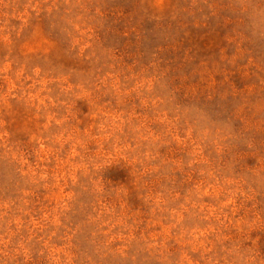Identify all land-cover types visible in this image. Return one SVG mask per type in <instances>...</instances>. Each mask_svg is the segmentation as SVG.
Masks as SVG:
<instances>
[{
	"label": "rangeland",
	"instance_id": "rangeland-1",
	"mask_svg": "<svg viewBox=\"0 0 264 264\" xmlns=\"http://www.w3.org/2000/svg\"><path fill=\"white\" fill-rule=\"evenodd\" d=\"M0 264H264V0H0Z\"/></svg>",
	"mask_w": 264,
	"mask_h": 264
}]
</instances>
